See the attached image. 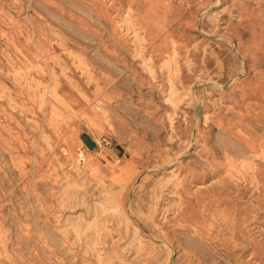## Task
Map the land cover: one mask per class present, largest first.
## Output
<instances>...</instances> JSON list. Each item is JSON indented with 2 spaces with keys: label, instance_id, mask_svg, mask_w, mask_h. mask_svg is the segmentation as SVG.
<instances>
[{
  "label": "rangeland",
  "instance_id": "374dc122",
  "mask_svg": "<svg viewBox=\"0 0 264 264\" xmlns=\"http://www.w3.org/2000/svg\"><path fill=\"white\" fill-rule=\"evenodd\" d=\"M263 47L264 0H0V264H264Z\"/></svg>",
  "mask_w": 264,
  "mask_h": 264
},
{
  "label": "bare ground",
  "instance_id": "6f19581e",
  "mask_svg": "<svg viewBox=\"0 0 264 264\" xmlns=\"http://www.w3.org/2000/svg\"><path fill=\"white\" fill-rule=\"evenodd\" d=\"M153 2V1H152ZM164 2V1H163ZM143 3H144V1H143ZM165 3V2H164ZM153 5H156V4H153ZM167 5V4H166ZM167 10V9H166ZM155 12V11H154ZM186 13V12H185ZM155 14V13H154ZM157 15V14H156ZM155 15V16H156ZM187 15V14H186ZM183 16V15H182ZM157 18H158V16H157ZM179 18V17H178ZM182 18H180V20H181ZM167 20V19H166ZM165 20V21H166ZM179 20V19H178ZM186 20V19H185ZM184 21V20H183ZM166 23H167V21H166ZM167 27V26H166ZM261 38V37H260ZM259 38V39H260ZM246 43V42H245ZM261 46V45H260ZM264 48V47H263ZM246 49V48H245ZM257 81V80H256ZM78 139V138H77ZM70 153V155H69V157H68V159L70 160V164H73V165H75V166H79L80 164H83V163H85L86 161H88L89 160V158H90V152H89V148L87 147V144L85 143V141L83 142V141H80V139H79V141H77V146H76V150H75V152H73V151H70L69 152ZM119 163V162H118ZM117 163V164H118ZM124 163V162H123ZM187 164V163H186ZM121 165H122V163H121ZM119 166V165H118ZM123 166H124V164H123ZM112 168H114V166L112 165L111 166ZM107 169V168H106ZM121 169V168H120ZM109 170H110V168H109ZM110 172H112L111 170H110ZM187 178V177H186ZM185 178V179H186ZM235 207V206H234ZM151 235V234H150Z\"/></svg>",
  "mask_w": 264,
  "mask_h": 264
},
{
  "label": "water",
  "instance_id": "95a60500",
  "mask_svg": "<svg viewBox=\"0 0 264 264\" xmlns=\"http://www.w3.org/2000/svg\"><path fill=\"white\" fill-rule=\"evenodd\" d=\"M82 139H84V141L90 148H93L95 146V142L92 140V138L88 134H83Z\"/></svg>",
  "mask_w": 264,
  "mask_h": 264
}]
</instances>
